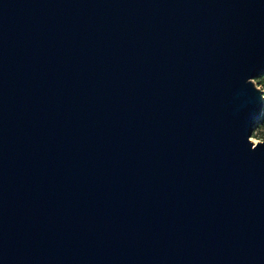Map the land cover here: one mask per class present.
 <instances>
[{
  "label": "water",
  "instance_id": "95a60500",
  "mask_svg": "<svg viewBox=\"0 0 264 264\" xmlns=\"http://www.w3.org/2000/svg\"><path fill=\"white\" fill-rule=\"evenodd\" d=\"M264 0H0V264H264Z\"/></svg>",
  "mask_w": 264,
  "mask_h": 264
},
{
  "label": "trees",
  "instance_id": "16d2710c",
  "mask_svg": "<svg viewBox=\"0 0 264 264\" xmlns=\"http://www.w3.org/2000/svg\"><path fill=\"white\" fill-rule=\"evenodd\" d=\"M255 81L264 89V72H262L259 76L255 78ZM255 130L259 131V135L264 139V113L261 121L259 122L257 128Z\"/></svg>",
  "mask_w": 264,
  "mask_h": 264
},
{
  "label": "rangeland",
  "instance_id": "374dc122",
  "mask_svg": "<svg viewBox=\"0 0 264 264\" xmlns=\"http://www.w3.org/2000/svg\"><path fill=\"white\" fill-rule=\"evenodd\" d=\"M256 82V81H255ZM257 83V82H256ZM258 84V83H257ZM251 139L255 142H257L258 140H264L260 135H259V131L255 130L253 135L251 136Z\"/></svg>",
  "mask_w": 264,
  "mask_h": 264
}]
</instances>
